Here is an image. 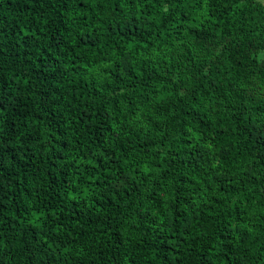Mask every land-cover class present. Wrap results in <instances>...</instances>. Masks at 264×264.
<instances>
[{
	"label": "trees",
	"instance_id": "16d2710c",
	"mask_svg": "<svg viewBox=\"0 0 264 264\" xmlns=\"http://www.w3.org/2000/svg\"><path fill=\"white\" fill-rule=\"evenodd\" d=\"M0 264H264V0H0Z\"/></svg>",
	"mask_w": 264,
	"mask_h": 264
}]
</instances>
